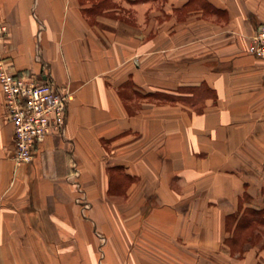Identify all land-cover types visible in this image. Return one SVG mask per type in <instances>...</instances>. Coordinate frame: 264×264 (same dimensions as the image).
Returning a JSON list of instances; mask_svg holds the SVG:
<instances>
[{
  "label": "crops",
  "instance_id": "1",
  "mask_svg": "<svg viewBox=\"0 0 264 264\" xmlns=\"http://www.w3.org/2000/svg\"><path fill=\"white\" fill-rule=\"evenodd\" d=\"M264 0H0L11 69L68 103L16 163L0 86V264H264Z\"/></svg>",
  "mask_w": 264,
  "mask_h": 264
},
{
  "label": "built area",
  "instance_id": "2",
  "mask_svg": "<svg viewBox=\"0 0 264 264\" xmlns=\"http://www.w3.org/2000/svg\"><path fill=\"white\" fill-rule=\"evenodd\" d=\"M7 32V26L0 24V86L6 114L13 126L14 160L22 163L31 161L36 144L48 134L64 132L72 95L64 94L50 81L14 72L6 52ZM248 51L264 58V22L253 34Z\"/></svg>",
  "mask_w": 264,
  "mask_h": 264
},
{
  "label": "trees",
  "instance_id": "3",
  "mask_svg": "<svg viewBox=\"0 0 264 264\" xmlns=\"http://www.w3.org/2000/svg\"><path fill=\"white\" fill-rule=\"evenodd\" d=\"M251 219L264 222V216L260 214L243 215L240 219V225L245 226L250 223Z\"/></svg>",
  "mask_w": 264,
  "mask_h": 264
}]
</instances>
